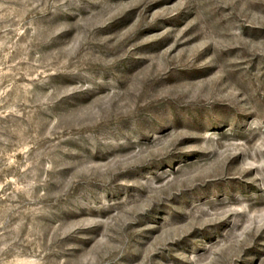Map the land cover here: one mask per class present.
<instances>
[{
    "label": "rangeland",
    "instance_id": "obj_1",
    "mask_svg": "<svg viewBox=\"0 0 264 264\" xmlns=\"http://www.w3.org/2000/svg\"><path fill=\"white\" fill-rule=\"evenodd\" d=\"M0 264H264V0H0Z\"/></svg>",
    "mask_w": 264,
    "mask_h": 264
}]
</instances>
